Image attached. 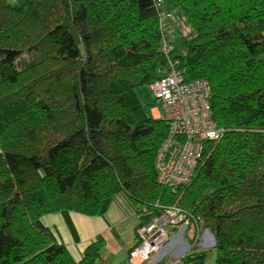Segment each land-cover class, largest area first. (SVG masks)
<instances>
[{"label": "trees", "instance_id": "obj_1", "mask_svg": "<svg viewBox=\"0 0 264 264\" xmlns=\"http://www.w3.org/2000/svg\"><path fill=\"white\" fill-rule=\"evenodd\" d=\"M168 1L194 30L169 59L210 83L224 130L177 188L154 168L168 125L137 97L167 69L161 1L0 0V264H100L102 237L77 261L38 222L104 216L122 193L139 225L168 206L192 214L215 237V264H264V0Z\"/></svg>", "mask_w": 264, "mask_h": 264}, {"label": "built area", "instance_id": "obj_2", "mask_svg": "<svg viewBox=\"0 0 264 264\" xmlns=\"http://www.w3.org/2000/svg\"><path fill=\"white\" fill-rule=\"evenodd\" d=\"M170 19V13H161V50L168 57L167 69L150 89L159 107L156 119H163L168 125V133L155 155L157 180L161 185L177 188L192 181L205 142L220 139L224 130L212 119L210 83L205 79L186 81L183 71L169 59L174 40ZM162 211L138 226L135 245L121 264H182L194 247L207 250L215 246L214 235L209 229H201L200 221L192 214L178 206L164 207ZM175 241L184 252L164 261L167 256H162V249Z\"/></svg>", "mask_w": 264, "mask_h": 264}, {"label": "crops", "instance_id": "obj_3", "mask_svg": "<svg viewBox=\"0 0 264 264\" xmlns=\"http://www.w3.org/2000/svg\"><path fill=\"white\" fill-rule=\"evenodd\" d=\"M173 47L175 48L174 45ZM152 110L156 115L159 113L157 108ZM140 222L138 206L127 194L122 193L114 198L104 216L59 211L44 215L38 223L56 243L67 247L77 261L83 258L84 251L90 244L102 237L105 240L102 261L121 264L135 245ZM168 254L169 252L164 255Z\"/></svg>", "mask_w": 264, "mask_h": 264}, {"label": "rangeland", "instance_id": "obj_4", "mask_svg": "<svg viewBox=\"0 0 264 264\" xmlns=\"http://www.w3.org/2000/svg\"><path fill=\"white\" fill-rule=\"evenodd\" d=\"M161 1V9L162 13H170L171 19L170 22H172L179 30L176 38L174 39V46L178 50L179 54H185L187 51L185 42L187 40H190L194 36V30L192 26L187 22L185 19L183 12L177 9H173L171 7V3L168 0H160ZM23 60L26 62H30L33 57L29 55H24ZM137 97L143 107L144 110L148 112H153L154 113V108H157L159 111V107L156 103L155 97L150 89V86H144L139 89H137ZM153 117H158L156 115V112L153 114ZM194 231L191 230L190 237ZM191 242L192 239L190 238ZM198 250H201L202 248L195 247ZM167 258L164 261H167L168 259H172L176 256L181 255L184 252V249L179 246L178 242H172L169 246L167 245L162 249V256L166 253H168ZM128 258V257H127ZM215 259H216V253L214 248L207 249L205 253V258H204V264H215ZM127 260V259H126ZM125 260V261H126ZM124 261V262H125Z\"/></svg>", "mask_w": 264, "mask_h": 264}, {"label": "water", "instance_id": "obj_5", "mask_svg": "<svg viewBox=\"0 0 264 264\" xmlns=\"http://www.w3.org/2000/svg\"><path fill=\"white\" fill-rule=\"evenodd\" d=\"M214 245H216V240H215V243H214Z\"/></svg>", "mask_w": 264, "mask_h": 264}, {"label": "clouds", "instance_id": "obj_6", "mask_svg": "<svg viewBox=\"0 0 264 264\" xmlns=\"http://www.w3.org/2000/svg\"><path fill=\"white\" fill-rule=\"evenodd\" d=\"M212 233V232H211Z\"/></svg>", "mask_w": 264, "mask_h": 264}]
</instances>
